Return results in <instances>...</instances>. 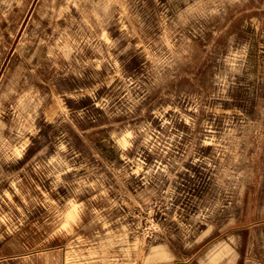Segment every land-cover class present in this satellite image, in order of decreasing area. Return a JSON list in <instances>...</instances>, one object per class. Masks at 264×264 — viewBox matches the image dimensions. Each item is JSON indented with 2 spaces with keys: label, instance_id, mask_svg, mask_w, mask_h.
Returning a JSON list of instances; mask_svg holds the SVG:
<instances>
[{
  "label": "clouds",
  "instance_id": "1",
  "mask_svg": "<svg viewBox=\"0 0 264 264\" xmlns=\"http://www.w3.org/2000/svg\"><path fill=\"white\" fill-rule=\"evenodd\" d=\"M33 2L7 65L0 32V252L43 205L23 264H264V202L243 196L264 183V92L233 87L251 42L229 30L264 29V0ZM194 54L227 74L180 84Z\"/></svg>",
  "mask_w": 264,
  "mask_h": 264
},
{
  "label": "rangeland",
  "instance_id": "2",
  "mask_svg": "<svg viewBox=\"0 0 264 264\" xmlns=\"http://www.w3.org/2000/svg\"><path fill=\"white\" fill-rule=\"evenodd\" d=\"M35 9V3L33 0H28V6L23 10L13 7V10L7 18H0V32L4 33L5 39L11 45V49L6 53L7 59L4 60V64L7 65L9 62L14 61L18 57L13 55L15 51L16 44L19 43L20 37L24 35L25 29L31 31L33 25L30 24L31 19H35L33 16V11ZM229 30H235L237 32L236 41L240 44L244 41H250L251 46L247 61L243 70L235 75V83L233 87L242 89H254L256 91L264 92V35L260 32L264 29H257L252 25L244 26L243 21L237 18L234 22H230ZM11 32L13 36H9L8 33ZM216 41H209V46L214 47ZM192 44L196 45V41L192 40ZM203 45H198L196 52H199V48ZM207 51L208 48L205 47ZM225 53V58H226ZM238 59V57H237ZM219 65L218 67H212V65ZM188 71L179 81L180 84L191 86V87H202V81L207 78L209 69L213 77L215 75L227 74V65L221 64V60L218 58L213 61L208 56H199L194 54L191 65ZM231 79V77H229ZM232 89L229 88L225 95L231 96ZM230 102V101H226ZM264 107V104L261 105ZM103 141V143L101 142ZM95 143L99 149H102L106 155H111L110 145L107 143L104 137L96 136ZM195 167V166H193ZM182 176L184 174H181ZM244 199L248 202V207L251 209L254 205H259L264 202V183L256 184L253 190L246 191L244 194ZM17 203H19L18 198H16ZM44 210V206L40 205L37 209L26 213L27 223L21 226V231L24 233L21 236L19 233L15 234L16 239L12 236L6 235V241H12L9 247L4 248L3 252H0V264H23L22 261L15 259V256L21 253L24 249H30L34 246L38 236L42 235L40 230V225L45 223L46 217H41L40 213ZM251 217L247 214L245 215V223L240 226V230L249 234V242L244 245V252H252L254 246V237L258 235L257 232L253 230L249 221ZM5 231L7 229L5 228ZM56 241H47L45 247L51 250V245ZM0 248H3V242H0ZM258 258V257H257ZM238 264H243L242 260L238 261ZM253 264L255 262L253 261Z\"/></svg>",
  "mask_w": 264,
  "mask_h": 264
}]
</instances>
